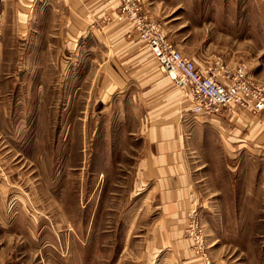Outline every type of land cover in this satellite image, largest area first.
<instances>
[{"label":"rangeland","instance_id":"obj_1","mask_svg":"<svg viewBox=\"0 0 264 264\" xmlns=\"http://www.w3.org/2000/svg\"><path fill=\"white\" fill-rule=\"evenodd\" d=\"M158 1L142 12L174 49L264 85V0ZM134 2L0 0V264H264V116L192 115L160 68L146 86ZM182 103L180 219L141 172L171 121L153 115Z\"/></svg>","mask_w":264,"mask_h":264},{"label":"built area","instance_id":"obj_2","mask_svg":"<svg viewBox=\"0 0 264 264\" xmlns=\"http://www.w3.org/2000/svg\"><path fill=\"white\" fill-rule=\"evenodd\" d=\"M123 10L131 17L139 40L148 46L158 68L192 102L195 115L219 116L237 108L264 116V85L250 80L245 68L231 69L220 58L199 65L168 43L161 25L143 14L140 0Z\"/></svg>","mask_w":264,"mask_h":264},{"label":"crops","instance_id":"obj_3","mask_svg":"<svg viewBox=\"0 0 264 264\" xmlns=\"http://www.w3.org/2000/svg\"><path fill=\"white\" fill-rule=\"evenodd\" d=\"M144 4L146 9H150L151 11H153L154 6H165V3H160L158 0H145ZM220 32L221 31H218V35H214V37L218 39L230 37ZM119 34L120 33H117L116 36H118ZM133 39L134 40L132 42H129L128 45H132L130 46V48L135 49L139 53V59L137 60L139 64V72H144V74H147L148 76V78L142 82L147 83L146 86L152 84V87H155L157 85V81H159L160 79L157 71V63L154 60L152 53L150 52V49L147 47V45L141 42L137 36H134ZM215 51L216 54L221 56L226 54L224 48H220V46H218L217 50ZM140 59L142 60V62L139 61ZM192 59H194L197 64L205 66L207 64L209 65L214 63V61L218 58L205 57L201 59L195 57ZM220 59L222 60L223 58ZM224 61L222 60V62L226 66L232 67L233 63L226 60ZM112 66L114 70L118 73V75H120L123 80L127 82V79H125L123 74L120 73V70H122V68H119V65L116 66L114 62L112 63ZM136 80L137 82H141V80H139V77ZM163 82L166 83L165 81ZM182 99H184V104L186 105L187 109H189L190 113L193 115L194 113L192 112V102L187 98ZM183 110L184 105L182 103V106L178 104V106L174 108L173 111L153 115V117L156 116L159 120L165 119L171 121L167 123L155 122L154 126L151 128L150 144L152 146V151L145 158V160H143L141 172L142 181L148 186H150V188L155 186L159 187V196L161 199H163V201L165 200V207L169 211L173 209L174 212H176L174 216H179L180 219H182L184 213L186 212V208L188 207L189 203L188 200L191 196L190 178L187 172L185 171L180 153L182 147L180 137L182 136V134L181 124L178 120H181L184 112ZM244 114H247V112H243L242 115H238L233 110H225L219 116H200L195 114L194 115L201 118L221 119L223 121H240L241 119L239 118H242ZM179 224H181V221L171 223V221L169 220L168 226L166 225L164 227V231H172L176 229L182 230V227Z\"/></svg>","mask_w":264,"mask_h":264}]
</instances>
